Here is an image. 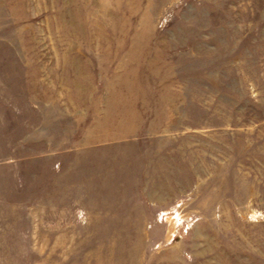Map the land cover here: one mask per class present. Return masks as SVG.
<instances>
[{
	"label": "rangeland",
	"instance_id": "rangeland-1",
	"mask_svg": "<svg viewBox=\"0 0 264 264\" xmlns=\"http://www.w3.org/2000/svg\"><path fill=\"white\" fill-rule=\"evenodd\" d=\"M0 264H264V0H0Z\"/></svg>",
	"mask_w": 264,
	"mask_h": 264
}]
</instances>
